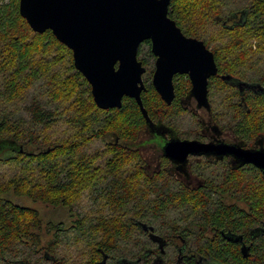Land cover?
Segmentation results:
<instances>
[{"label":"trees","instance_id":"1","mask_svg":"<svg viewBox=\"0 0 264 264\" xmlns=\"http://www.w3.org/2000/svg\"><path fill=\"white\" fill-rule=\"evenodd\" d=\"M19 5L0 0V164L24 171L0 181V264H99L104 254L106 264L174 261V249L164 255L142 223L168 241L181 236L183 246L198 253L187 264H264V173L204 161L196 165L206 179L198 190L163 174L149 177L138 147L146 120L136 100L98 108L72 51L51 30L34 32ZM240 8L247 9L243 20L228 26L225 18ZM169 16L214 53L218 74L209 80V99L217 121L249 141L264 137V91L244 95L222 78L264 86V0H172ZM138 58L146 69L142 102L151 120L182 129L188 115L191 128L182 133L195 134L198 121L182 106L189 76H175L176 97L167 104L152 84L150 40L141 43ZM59 122L73 135L52 139ZM94 140L105 146L104 156L83 151ZM99 157H106L103 168ZM85 191L92 212L77 214L74 205ZM30 203L66 209L70 221H46ZM74 242L87 249L85 262L62 256Z\"/></svg>","mask_w":264,"mask_h":264},{"label":"water","instance_id":"2","mask_svg":"<svg viewBox=\"0 0 264 264\" xmlns=\"http://www.w3.org/2000/svg\"><path fill=\"white\" fill-rule=\"evenodd\" d=\"M172 0H20L19 10L36 33L51 30L73 53L74 65L91 86L98 108H120L124 97L136 100L146 120L153 125L142 102L146 71L138 50L146 40L156 57L152 84L162 100L175 99L174 76L188 75L189 97L197 108L211 112L209 80L218 74L214 53L203 40L183 33L169 16ZM230 80V75H223ZM164 153L177 163L188 155L232 154L243 164L264 173V147L243 149L236 145L205 143L198 139L167 142ZM144 230L148 225L142 223ZM151 229H153L151 227ZM232 238V237H230ZM163 260L158 258L156 263ZM104 254L99 264H106Z\"/></svg>","mask_w":264,"mask_h":264},{"label":"flooded vegetation","instance_id":"3","mask_svg":"<svg viewBox=\"0 0 264 264\" xmlns=\"http://www.w3.org/2000/svg\"><path fill=\"white\" fill-rule=\"evenodd\" d=\"M246 10V8H240L230 11L225 18L227 19V25L232 27L238 25L243 20ZM228 82L231 85L236 86L240 93L242 92L244 93V95L248 91H251L253 93L264 91V86L261 85L259 81H243L234 76H231ZM194 103H196L195 106L193 105ZM182 106L187 110V112H189V114L195 116L198 121V127L196 128L195 134H192V136L184 135L178 127H175L167 123L166 121L156 122L152 120L153 125L147 127L146 124L145 130H143V132L139 136L138 147L143 153L146 160L147 171L150 175L149 177L152 178L155 175L163 174L166 180H175L184 188L190 190H198L205 186L206 179L196 171V165H199L204 161L214 165L223 163L227 168L235 171L244 169L247 166H253L257 170H259V168L252 164L241 163L232 154H190L188 155L186 161L183 163H177L176 161L167 157L164 153L163 148L167 142L175 139H198L205 143L212 142L215 144L223 143L228 145H236L243 149H257L260 148L261 145L264 147V137H259V134H257L254 139L249 141L245 136L239 134L231 124L222 125L221 123H219L214 117L212 106L211 112H208L204 108L198 109L196 99L189 97V95L182 99ZM143 137H145L144 140L142 139ZM157 140L160 141V145ZM153 163L156 167L154 168V170H151ZM144 232L147 234L148 238L151 241L157 244V248H159L160 251L164 253V255L168 250L172 251V249H174V261L171 262L167 259V257H164L167 264H187L188 261L195 260L194 256L198 254L195 250L192 251L188 248H185L183 246V240L179 235H176L177 240L174 242L172 240L168 241L162 236L156 234L154 230L151 229V227H148V230H144ZM238 241L242 242V239L236 238V242ZM170 243H172L173 248L169 247ZM197 262L199 263L200 261L196 260L195 263L197 264Z\"/></svg>","mask_w":264,"mask_h":264},{"label":"rangeland","instance_id":"4","mask_svg":"<svg viewBox=\"0 0 264 264\" xmlns=\"http://www.w3.org/2000/svg\"><path fill=\"white\" fill-rule=\"evenodd\" d=\"M249 42L255 43L256 40H254V39H253V41L248 40V43ZM52 57L53 56H51V55L47 56L46 57L47 61L53 62V60H51ZM44 99L46 101L50 100L48 96L47 97L45 96ZM193 105L195 106L196 103H194ZM189 119L190 118L188 115H186V116L184 115L183 118L181 119L182 122L180 124H182V126L180 128H182V129H180V130L182 132H185L186 130L188 131L191 128V126H190L191 122L189 121ZM70 129L71 128L67 127L65 124H62V122H59L50 131V135L52 136V139H58V138H62V137L72 136L74 131H70ZM142 139L144 140L145 137H143ZM157 142L160 145V141L157 140ZM83 151L89 155L94 154V153H100L101 156H104L106 154V153H104L105 146L99 140H94L93 142L89 143L88 145H85L83 147ZM150 155H151V153H150ZM105 160H106V157L105 158L103 157L102 160L99 157L97 159V164L102 167ZM155 167L156 166L153 163L151 170H154ZM23 172L24 171H22V169H19L13 165L0 164V181L6 182L12 176L23 174ZM31 173L32 172H30V174ZM34 174L32 173L31 175L35 176V180H38V177H39L38 171H35ZM30 204H32V203H30ZM32 205L41 210L46 221H48V220L66 221V222L70 221L69 214H68V211L66 209H54L52 207H47L41 203H33ZM74 210H75V213H77V214L78 213L79 214H90L92 212V208H91L89 200H88V191H85L83 193V195L79 198L78 202L74 205ZM82 248H83L82 244L74 242L73 244H70L69 246L63 247L62 256H65L66 258L70 259V261H71V259H73L75 261L81 260V261L85 262L86 259H88V253H87V249H82Z\"/></svg>","mask_w":264,"mask_h":264}]
</instances>
